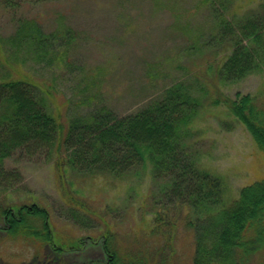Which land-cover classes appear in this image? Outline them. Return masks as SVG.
I'll use <instances>...</instances> for the list:
<instances>
[{"label": "trees", "instance_id": "1", "mask_svg": "<svg viewBox=\"0 0 264 264\" xmlns=\"http://www.w3.org/2000/svg\"><path fill=\"white\" fill-rule=\"evenodd\" d=\"M201 1L210 7V23L206 25L212 32L211 40L230 46L214 73L207 70L212 75L209 81L213 85L235 84L262 72L264 3L257 11L229 20L223 14L228 0ZM162 5L170 10L174 23V8L167 1ZM180 20L182 25L172 23L174 32L189 34L191 29ZM15 27L8 36L0 34V182L8 183L17 176L4 168L15 152L26 149L51 154L59 191L68 208L67 219L82 230L100 228L105 264H175L168 250L171 237L180 229L192 233L191 264H264V177L242 187L237 198L227 199L224 177L204 168L190 152L191 127L202 108L196 93L207 91L203 83L175 80L135 112L118 116L104 105L92 106L100 93L98 71L97 80L83 79V86H77L83 96L76 105L84 110L61 117L54 110L56 79L43 81L32 69L60 66L76 72L77 66L68 57L76 34L64 27L46 33L35 20H19ZM196 29L197 33L200 26ZM189 39L184 51H198L200 35ZM199 76L205 80L204 75ZM211 88V105L220 107L232 123L241 124L264 158V100L238 93L232 98L217 86ZM232 123L224 122L223 128L231 130ZM69 170L112 179L149 173L156 191L148 198L150 218L142 214L141 220L154 248L121 241L106 219L108 213L95 210L65 186ZM3 204L0 239L33 245L36 256L45 246L60 254L83 242L82 238L62 241L51 224L49 210L39 202Z\"/></svg>", "mask_w": 264, "mask_h": 264}, {"label": "rangeland", "instance_id": "2", "mask_svg": "<svg viewBox=\"0 0 264 264\" xmlns=\"http://www.w3.org/2000/svg\"><path fill=\"white\" fill-rule=\"evenodd\" d=\"M166 1L174 8V16L177 14L174 23L170 10L162 5ZM261 3L264 0H228L223 14L229 20L239 19L250 11H257ZM218 7L221 9L219 1ZM209 8L201 0H0V34L10 35L19 20H35L46 33L64 27L76 34L68 56L77 66L76 72L60 66L32 69L43 81L56 79L54 110L61 117L84 110L76 105L83 96L77 86H83V79L97 80L98 71L101 72L97 82L100 93L92 106L104 105L118 116L135 112L175 80L193 83L197 79V84L203 83L207 91L196 93L202 108L191 127L190 152L204 168L224 177L225 197L232 200L242 187L264 177V158L244 127L232 123L220 107L211 105L214 96L211 85L232 98L238 93L264 100V70L235 84L214 82L216 85H213L209 81L212 75L207 70L214 73L215 67L230 52L226 42L211 40L212 32L206 25L210 23ZM179 17L191 29L189 34L174 32L171 27L172 23L182 25ZM198 35L202 44L199 50L185 52L189 36ZM206 43L210 46L205 47ZM199 75H204L205 80ZM224 122L232 123L233 128L224 129ZM4 168L17 176L8 183L0 182V204L3 201L6 206L39 202L49 210L51 224L62 241L82 238L83 242L78 248H68L60 254L45 246L36 256L33 245L2 238L0 264H105L98 237L100 228L82 230L67 219L68 208L59 191L55 158L51 154L21 149L5 161ZM65 186L95 210L108 213L106 219L121 241L154 248V243L148 240V227L141 220L142 214L150 218L152 207L148 198L156 191L149 173L112 179L77 175L69 170ZM1 227L0 223V231ZM171 238L168 251L174 263L191 264L192 233L180 229Z\"/></svg>", "mask_w": 264, "mask_h": 264}]
</instances>
